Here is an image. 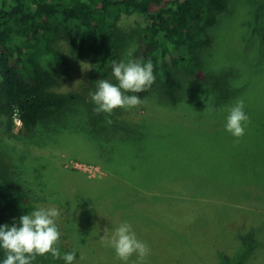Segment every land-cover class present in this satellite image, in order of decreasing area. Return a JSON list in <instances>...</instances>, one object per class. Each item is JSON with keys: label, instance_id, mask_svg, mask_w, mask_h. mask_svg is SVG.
<instances>
[{"label": "rangeland", "instance_id": "1", "mask_svg": "<svg viewBox=\"0 0 264 264\" xmlns=\"http://www.w3.org/2000/svg\"><path fill=\"white\" fill-rule=\"evenodd\" d=\"M260 9L263 11L258 15L255 0H233L211 32L212 45L203 51L205 70L222 76L225 88L230 77L241 88L251 78L244 92L231 95L232 103L224 110L198 108L202 98L212 100L213 86L185 76L182 101L176 107L151 95L140 106L117 108L110 116L104 113L107 120L100 124L123 132L128 126L137 127L140 133L135 137L116 134L110 143H97L78 132L59 138L40 133L34 141L25 143L27 133L21 122L17 121L15 137L4 134L0 122L1 148L21 165L24 183L35 197L63 208L79 221L86 220L77 232L82 241L79 245L67 249L59 242L62 254L75 250L74 264H123L117 256L114 258L111 247L100 242V237L104 229H114L125 221L151 249L145 264H212L214 260L216 264L213 252L222 245L228 247L227 236L232 237L235 228L246 225L253 227L257 235L254 259L249 263L264 264V66L258 62L260 49L264 48V9ZM258 17L263 18L260 30ZM121 23L132 35L148 24L138 15L124 16ZM134 48L132 42L125 62L132 58ZM63 49L67 74L58 89L90 97L89 93L97 88L91 77V62L74 60L68 49ZM107 80L118 83L113 75ZM238 99H243L250 123L245 135L237 140L225 130V124L229 109ZM128 115H141L147 122L132 126ZM220 119H224L223 126L219 125ZM112 128L107 134H113ZM114 170L137 188L157 191L155 194L169 192L172 199L161 201L152 215L140 209L139 203L132 204L139 210L128 211V217L121 221L118 201L126 197V201L143 202V194L136 193V188L131 195L130 187L118 191L120 179ZM120 192H126L125 197ZM196 193L200 198L191 197ZM102 198L112 201L100 207ZM86 229L98 243L89 257L86 246L92 238ZM135 261L133 256L128 263ZM34 263L65 264L50 254L37 256Z\"/></svg>", "mask_w": 264, "mask_h": 264}, {"label": "trees", "instance_id": "2", "mask_svg": "<svg viewBox=\"0 0 264 264\" xmlns=\"http://www.w3.org/2000/svg\"><path fill=\"white\" fill-rule=\"evenodd\" d=\"M232 1L0 0L2 132L15 137L19 121L23 131L27 133L23 139L25 143L34 141L40 133L54 134L59 138L67 133L78 132L97 143H110L116 134L135 137V134L140 133L137 127L132 129L128 126L123 132L118 130L116 125L114 130L100 124V121L107 119L104 118V113L97 114L94 111L96 105L90 97L83 93L58 89L67 74L63 48L68 49L70 57L74 60L88 59L93 66L91 77L98 83L100 79L113 75L112 61L126 60V53L134 42L131 59L140 58L144 62L151 60L156 80L147 91L127 94L138 95L144 103L148 102L151 95H157L167 104L176 107L182 101L184 77L194 76L201 79L202 83L213 86V89H210L212 100L206 101L202 98L203 103L199 101L198 108L224 110L228 103H232L231 95L244 92L251 78H248L243 83L245 86L241 88L235 86V81L230 77L226 80L228 88H225L222 76L205 70L203 51L212 45L211 32L221 23V17L229 11ZM255 1L258 2L259 15L263 11L260 8L264 9V0ZM133 15L144 18L148 24L135 30L132 35L124 30L121 22L124 16ZM262 21L263 18L258 17V30ZM262 33L264 44V28ZM260 61L261 67L264 66V48L260 49L258 62ZM223 115L220 114L221 118ZM129 117L132 122L129 120L128 123L132 126L138 123L139 127L144 126L147 122L141 115H128ZM142 118L144 120L141 123ZM219 121V125L223 126L224 119ZM219 125L216 123V127ZM111 128L113 134H107ZM200 133L205 134L201 131ZM20 170L23 169L17 164V160L4 152L0 145V226H12L21 215L34 211L37 206L52 207L35 197V192L24 183ZM114 171L120 179L118 191L130 187L133 195L137 185ZM137 189L136 193L143 194V202L134 199L126 201V192H120V195L125 197L118 201L121 221L128 217V211L139 210L133 208L136 203H139L140 209L152 215L161 201L172 199L169 192L155 194L157 191L148 188ZM191 197L200 198V193ZM102 199L99 200L102 203L100 207H105V203L112 201L111 198L108 201ZM56 208L61 212L57 220L61 232L60 243L64 248L73 249L82 242L81 235L77 232L78 229L84 228L81 222L83 224L86 220L79 221L63 208ZM240 227L242 226L233 230L232 237L230 234L227 236L225 241H228V247L222 245L213 252L216 254V264H250V260L254 259V250L257 247L256 231L248 225ZM86 231L89 233L87 229ZM259 232L260 226L258 234ZM89 234L91 236V233ZM91 238V244L86 246L87 257L92 255L98 244L96 238ZM75 240L76 244H73ZM4 258L5 253L0 249V261ZM212 264H215V260Z\"/></svg>", "mask_w": 264, "mask_h": 264}, {"label": "clouds", "instance_id": "3", "mask_svg": "<svg viewBox=\"0 0 264 264\" xmlns=\"http://www.w3.org/2000/svg\"><path fill=\"white\" fill-rule=\"evenodd\" d=\"M111 68L118 83L107 79L98 81L96 91L89 93L96 105L94 111L110 116L117 108L129 109L143 104L138 95L127 93H141L151 88L156 80L151 60L112 61ZM249 123L245 103L243 99H238L229 109L225 130L238 140L245 135ZM60 216L61 212L56 207L37 206L34 211L21 215L12 226H0V249L5 253L0 264H33L37 256L46 254L53 259H63L65 264H74L75 250L62 254L59 248L61 232L57 220ZM100 242L111 247L123 264H128L133 256L136 257L133 264H145L151 252L149 245L137 237L132 224L127 221L114 229H104Z\"/></svg>", "mask_w": 264, "mask_h": 264}]
</instances>
